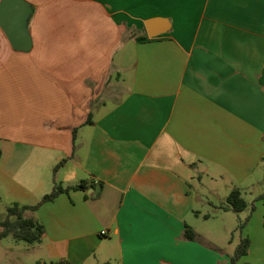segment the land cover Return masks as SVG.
<instances>
[{"label":"crops","instance_id":"crops-1","mask_svg":"<svg viewBox=\"0 0 264 264\" xmlns=\"http://www.w3.org/2000/svg\"><path fill=\"white\" fill-rule=\"evenodd\" d=\"M23 1L30 49L0 28V202L38 205L49 263L229 264L201 229L238 188V264H264V0Z\"/></svg>","mask_w":264,"mask_h":264},{"label":"trees","instance_id":"trees-1","mask_svg":"<svg viewBox=\"0 0 264 264\" xmlns=\"http://www.w3.org/2000/svg\"><path fill=\"white\" fill-rule=\"evenodd\" d=\"M1 149H0V158H1ZM65 160L59 162L54 168L53 172L55 173L60 167L63 166ZM92 186V185H91ZM86 182L81 181L78 184L63 188L60 184L55 183L52 191L49 194H46L41 202L52 201L60 193H67L69 190H85ZM257 200L264 201V193L257 197ZM36 206H24L17 203L12 204L6 208V217L4 220L0 221V238L11 236L16 241H23L27 244L39 243L42 237L45 234V229L42 223L37 219L27 216L28 211H33L37 209ZM248 207V202L243 197L241 190L234 188L228 194L226 198V205L222 208L224 210H231L234 213H239L244 211ZM253 209V206H251ZM245 222L238 224V229H242ZM183 236L186 240L193 241L195 234L189 226H185ZM250 247V241L247 237H244L240 240L239 244L236 247L234 254L230 257V264H238L239 260L247 255ZM36 264H52V263H42L37 262ZM56 264H73L69 261L63 260ZM250 264V263H242Z\"/></svg>","mask_w":264,"mask_h":264},{"label":"rangeland","instance_id":"rangeland-1","mask_svg":"<svg viewBox=\"0 0 264 264\" xmlns=\"http://www.w3.org/2000/svg\"><path fill=\"white\" fill-rule=\"evenodd\" d=\"M262 183L263 184L258 187L264 190V182ZM245 197L248 200L251 199L249 194ZM6 208L7 207L0 202V221L4 220L6 217ZM245 218V211L233 213V215L225 220V223L223 222L224 225L222 229L209 225V223H207L206 227L201 229V236L205 237L206 240L211 243L210 246H213L208 247V250L210 249L214 256L215 254L218 255L219 257L217 258L223 261L228 258L230 260L240 240L244 237V233L242 232L243 228L240 230L236 225L244 222ZM37 244L38 243L27 244L23 241H16L11 236L0 238V264H36L37 262H42L43 259H46L44 261L49 263L50 258H48V252L46 250L37 249ZM211 255L209 257L214 259L213 255ZM213 264H218V262L215 261Z\"/></svg>","mask_w":264,"mask_h":264},{"label":"water","instance_id":"water-1","mask_svg":"<svg viewBox=\"0 0 264 264\" xmlns=\"http://www.w3.org/2000/svg\"><path fill=\"white\" fill-rule=\"evenodd\" d=\"M31 9L23 0H1L0 1V28L8 38L9 43L15 50L28 51L31 46L27 34L26 22ZM153 20L145 23L147 35L150 38L166 32V29L153 31ZM99 188L96 189L98 191Z\"/></svg>","mask_w":264,"mask_h":264}]
</instances>
